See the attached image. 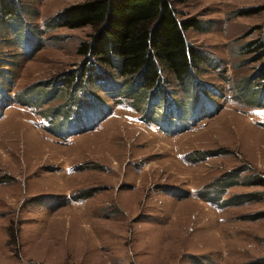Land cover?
<instances>
[{"label": "rangeland", "instance_id": "374dc122", "mask_svg": "<svg viewBox=\"0 0 264 264\" xmlns=\"http://www.w3.org/2000/svg\"><path fill=\"white\" fill-rule=\"evenodd\" d=\"M20 1L25 22L43 33L31 29L41 33L23 47L0 26V264H245L264 257V186L242 183L264 177V108L237 100L246 80L258 86L264 59L253 60L245 44L264 40V0H170L180 17L205 27L186 33L211 60L199 75L192 117L173 78L167 91L178 105L164 106L162 122L88 80L90 107H97H74L83 122L76 125L74 112L66 136L45 129L41 113L67 102L54 80L85 68L78 48L93 29L44 31L47 18L82 0ZM252 7L263 9L236 14ZM44 82L49 91L54 83L49 105ZM203 153L210 156L198 159ZM233 174L240 183L219 197ZM86 190L93 192L84 198ZM242 193L257 200L222 203Z\"/></svg>", "mask_w": 264, "mask_h": 264}, {"label": "trees", "instance_id": "16d2710c", "mask_svg": "<svg viewBox=\"0 0 264 264\" xmlns=\"http://www.w3.org/2000/svg\"><path fill=\"white\" fill-rule=\"evenodd\" d=\"M262 9L260 7L243 8L236 14L251 15ZM25 11L20 0H0V26L14 32V41L23 47L36 40L34 38H38L39 33H43L42 29L25 22ZM37 15L38 13L35 12V17ZM44 25V31L60 27L75 29L91 26L93 29L90 38L81 42L78 48L79 54L86 58L85 62L88 66L85 65L83 70L78 69L73 76L67 78V81L61 78L54 80L59 96L67 98V102L56 109H46L41 113L47 120L45 129L50 133L62 136L71 133V116L74 112L77 116L76 125L83 122L79 120L77 109L73 110L74 107H83V112L96 109V104L90 107L95 94L86 89V84H83V81L88 80L93 87L103 89L102 87L106 86L104 90L110 95H122L133 99L131 104L136 109L145 111L144 114L148 118L162 122L163 117H159V112L164 111V108L166 110L164 106H169L167 109L169 112L178 105L170 99V92L167 91L169 79L173 78L180 89L185 91L184 105L190 112L188 116L192 117L191 113L200 93L199 75L204 72L205 65H208L211 60L204 51L188 41L186 33L190 29L203 30L205 27L195 18L180 17L170 0H82L47 18ZM34 27L41 32L32 34L31 29L33 30ZM261 29L264 36V25ZM43 44L42 41L40 45ZM245 52L253 53L255 55L253 60L258 62L263 60L262 37L246 43ZM1 66L2 58L0 59V82ZM85 69L87 73L85 72L86 75L82 76ZM254 78L257 79L256 89L259 90L255 91V87L248 79L241 85L237 100L264 108V61L257 68ZM54 83L48 86L51 91L45 86L48 83L41 84L46 90L45 93H49L50 96L46 100L47 105L54 100L52 90ZM144 102L149 103L150 108L143 109L142 105H146ZM155 104L157 107H154ZM222 151L215 150L209 153L221 154ZM207 154L203 153L198 159L203 160L206 156H210ZM238 175H231L219 187V197H222V193H225L228 187L240 183ZM242 183L264 186V177L254 176L252 181H242ZM92 192L93 190H86L82 193L84 198H87L92 195ZM255 195L242 193L232 196L227 201L223 200L222 203L240 205L257 200ZM258 195L260 198L262 194ZM260 217V214L247 216L251 220ZM245 264H264V257Z\"/></svg>", "mask_w": 264, "mask_h": 264}, {"label": "crops", "instance_id": "0c3cea01", "mask_svg": "<svg viewBox=\"0 0 264 264\" xmlns=\"http://www.w3.org/2000/svg\"><path fill=\"white\" fill-rule=\"evenodd\" d=\"M45 119V127H46V125H47V120H46V118H44Z\"/></svg>", "mask_w": 264, "mask_h": 264}]
</instances>
